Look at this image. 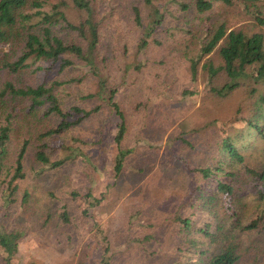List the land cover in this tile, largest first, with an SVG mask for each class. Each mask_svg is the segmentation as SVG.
I'll use <instances>...</instances> for the list:
<instances>
[{
    "label": "rangeland",
    "instance_id": "1",
    "mask_svg": "<svg viewBox=\"0 0 264 264\" xmlns=\"http://www.w3.org/2000/svg\"><path fill=\"white\" fill-rule=\"evenodd\" d=\"M44 1L48 11L60 2ZM180 1L188 7L181 8L173 0L156 3L157 7L166 9V20L151 35L150 44L141 47L144 31L135 22L133 6H140L143 21L147 23L152 12L150 5L144 0H91L99 26L95 52L97 73L84 60L68 55L74 63L63 71L60 63L49 73L40 70L36 63L29 76L18 82L46 81L51 86L55 80L64 81L55 87L64 110L69 111L76 104L99 108L82 123L49 136L42 133L56 127L58 119L40 122L39 115L31 112L35 114L31 118L33 124L39 122L36 127L41 128L37 130L42 135L41 141L32 131L22 130L24 126L32 128L22 111L24 115L17 122L24 120L18 127L22 129L17 134L13 132L10 155L18 146L21 148L25 139L29 140L27 155L31 154V160L25 162L24 169L28 176L19 180L18 190L11 193L7 189V168L11 161H6L0 172V180L6 179L0 185V225L4 231L16 230L21 235L18 252L10 264H104V261L108 264H200V257L218 248L215 243H204L201 232L185 231L173 220L176 213L182 216L196 213L193 204L197 201L180 197L184 191L183 155L187 152L173 145L171 135L187 119L195 124L201 122L199 118L210 121L203 114H196L205 106L202 92L207 71L202 65L209 56L215 63H223L219 44L203 58L197 77H193L189 57L196 53L191 39L195 37L198 42L214 23L221 21L229 29L264 32V23L258 21V15L264 18V0H236L232 6L215 1L213 8L205 11L198 10L195 0ZM61 9L74 24L80 25L87 19L86 11L76 7L72 0L62 4ZM54 29L67 41L84 47L88 44L87 31L84 38L81 32L64 23ZM0 48L4 52L9 50L6 43H0ZM112 88H116L114 98L126 115L124 147L132 150L118 177L114 171L118 153L115 136L121 120L109 102ZM21 103L27 107L30 100L21 99ZM208 110L210 116L214 115L212 109ZM228 128L222 124V130ZM41 144H45L51 160L68 156L69 159L38 176L41 165L32 156ZM175 148L182 150V154ZM191 153L194 161L199 158ZM25 191L31 195L24 204ZM222 200L223 209L233 214L230 196L226 194ZM238 202L246 217L252 218L257 195L248 191ZM63 211H68L69 222L63 220ZM192 218L196 219L197 226L209 222L195 214ZM194 238L199 240L198 248L192 247ZM4 258L0 247V264H5Z\"/></svg>",
    "mask_w": 264,
    "mask_h": 264
},
{
    "label": "trees",
    "instance_id": "2",
    "mask_svg": "<svg viewBox=\"0 0 264 264\" xmlns=\"http://www.w3.org/2000/svg\"><path fill=\"white\" fill-rule=\"evenodd\" d=\"M144 1L152 7L147 23L143 21L140 6H133L135 22L144 31L141 47L150 44L151 35L167 17L166 9L156 6V3L165 0ZM173 1L179 2L181 8L188 7L180 0ZM215 1L232 6L236 0H195V5L199 11H205L212 9ZM66 2L67 0H60L48 11L44 8V0H0V43L9 46L6 52L0 48V172L6 161H11L7 168V189H11V193L18 190L19 180L28 176L24 170L25 162L31 160V154L27 155L28 139L10 155L9 141L12 140L13 132L17 134L22 129V126L18 127L24 120L17 123L24 115L22 111L28 117H25L27 124L30 122L32 125V128L24 126L22 130L32 131L36 134L32 135L41 141L42 135L57 134L72 125L80 124L92 117L99 108H85L76 104L69 111L64 110L55 92V87L64 81L55 80L51 86H47L46 81L36 84L18 83L29 76L31 67L36 63L46 73L52 72L60 63V70L63 71L74 63L68 55L84 60L97 73L95 52L99 41V26L94 19L91 0H72L76 7L87 13V19L80 25L70 22L61 9V5ZM258 17V21L264 23V18L260 15ZM59 23L81 32L84 38L87 31V46L67 41L57 34L54 27ZM191 41L196 53L189 57L193 77H197L203 58L210 55L219 44L223 63L217 64L209 56L202 65L207 71V81L202 92L205 106L196 114H203L210 121L199 118L201 122L195 124V121L187 119L171 135L173 145H178L176 148L179 149L180 146L187 152L183 155L184 191L182 190L183 196L181 191L180 197L197 201L193 204L196 213L188 216L176 213L173 220L185 231L191 230L194 234L201 232L204 243L218 245L214 253L200 257V264H264V32L248 33L242 28L229 29L227 23L221 21L214 23L204 36L198 38V42L195 37ZM116 93V88L110 90L109 102L121 120L115 136L118 153L114 171L118 177L132 150L124 147L127 121L120 103L114 98ZM94 95L96 94H91ZM21 99H29L30 105L23 106ZM19 106L22 107L18 111ZM208 109H212L214 115L210 116ZM31 112L39 115L37 117H40V122L57 118L58 123L41 135L37 132L41 129L40 126L36 127L39 122L33 124L31 118L35 114ZM222 124H227L229 128L222 130ZM198 132L203 135H198ZM176 148L177 153L182 152ZM45 149V144L39 145L32 156L41 165L38 176L45 170L60 167L69 159L68 156L51 160ZM191 152L194 157L196 153L199 158L194 161ZM5 180H0V185ZM248 191L257 195L255 212L249 219L238 202ZM226 194L234 204L233 214H228L223 209L222 197ZM30 195L29 191H25L24 204L28 202ZM193 214L204 217L209 222L197 226L196 219L192 218ZM62 218L65 222L70 221L68 211L62 212ZM20 238L21 235L16 230L4 231L0 225V247L5 253V264H10L18 252ZM193 244L192 247H197L199 240L194 238ZM104 264L108 262L104 261Z\"/></svg>",
    "mask_w": 264,
    "mask_h": 264
}]
</instances>
